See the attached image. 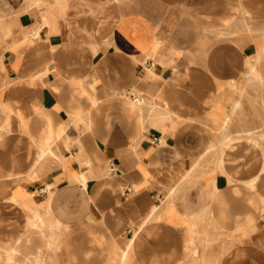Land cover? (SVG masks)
<instances>
[{
  "label": "crops",
  "instance_id": "crops-1",
  "mask_svg": "<svg viewBox=\"0 0 264 264\" xmlns=\"http://www.w3.org/2000/svg\"><path fill=\"white\" fill-rule=\"evenodd\" d=\"M52 1L0 0V264H264V0Z\"/></svg>",
  "mask_w": 264,
  "mask_h": 264
},
{
  "label": "rangeland",
  "instance_id": "rangeland-1",
  "mask_svg": "<svg viewBox=\"0 0 264 264\" xmlns=\"http://www.w3.org/2000/svg\"><path fill=\"white\" fill-rule=\"evenodd\" d=\"M61 1V2H60ZM71 1V0H70ZM69 0H53L52 3L48 2L50 5H54L56 8H61V9H64V7H67L69 6V3H70ZM129 1V0H127ZM59 2V3H58ZM64 2V3H63ZM65 4V5H64ZM59 5V7H58ZM62 5V6H61ZM254 76L257 77V78H260L259 74L256 72V70L254 69ZM253 109H254V115L255 117H257L259 120L261 119V116H262V113H261V110H260V107L258 105H255L253 106ZM257 129H261V125L259 124L258 127H256ZM130 245V242L126 243V246H129ZM128 248V247H127ZM194 255V254H193ZM199 255V254H198ZM198 255H194V256H198ZM125 264H126V259H125Z\"/></svg>",
  "mask_w": 264,
  "mask_h": 264
},
{
  "label": "bare ground",
  "instance_id": "bare-ground-1",
  "mask_svg": "<svg viewBox=\"0 0 264 264\" xmlns=\"http://www.w3.org/2000/svg\"><path fill=\"white\" fill-rule=\"evenodd\" d=\"M43 1H46V0H43ZM64 1V0H63ZM39 2V1H38ZM41 2H42V0H41ZM61 2V1H60ZM47 3V2H46ZM59 3V2H58ZM64 3V2H63ZM42 4V3H41ZM49 4V3H48ZM37 5V4H36ZM46 5V4H45ZM45 5H43L44 7H45ZM65 5V4H64ZM40 6V5H39ZM47 6V5H46ZM62 6V5H61ZM41 7V6H40ZM58 7H59V5H58ZM46 8V7H45ZM53 8V7H52ZM45 10V9H44ZM44 10H42V12L44 11ZM66 10H67V7H65L64 8V10H63V13H61L62 14V16L63 15H65L66 14ZM49 11V10H48ZM54 11V10H53ZM60 11V10H59ZM41 12V13H42ZM53 14V13H52ZM50 18V17H49ZM63 18V17H62ZM53 19V18H52ZM46 20H48V17H46L45 16V19L43 20V23H44V25L46 24ZM41 24V23H40ZM44 27V26H43ZM43 27H42V29H43ZM45 29H47V31L49 30L48 28H46V27H44ZM38 32H39V29H37L36 31H35V33L36 34H38ZM34 33V32H33ZM48 33V32H47ZM39 35V34H38ZM165 110V109H164Z\"/></svg>",
  "mask_w": 264,
  "mask_h": 264
}]
</instances>
